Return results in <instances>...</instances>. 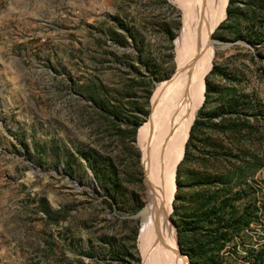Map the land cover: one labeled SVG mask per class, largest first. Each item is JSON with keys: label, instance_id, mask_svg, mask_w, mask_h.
<instances>
[{"label": "rangeland", "instance_id": "rangeland-1", "mask_svg": "<svg viewBox=\"0 0 264 264\" xmlns=\"http://www.w3.org/2000/svg\"><path fill=\"white\" fill-rule=\"evenodd\" d=\"M181 1L0 0V264L143 263L138 135L178 69ZM226 8L192 143L218 140L241 166L215 185L228 204L219 232L250 221L219 250L206 223L192 234L187 202L202 186L185 173L170 221L178 245L214 249L202 264H264V0Z\"/></svg>", "mask_w": 264, "mask_h": 264}, {"label": "bare ground", "instance_id": "bare-ground-1", "mask_svg": "<svg viewBox=\"0 0 264 264\" xmlns=\"http://www.w3.org/2000/svg\"><path fill=\"white\" fill-rule=\"evenodd\" d=\"M213 2L181 1L184 23L177 40L178 69L171 80L158 87L152 114L139 131L146 177L145 204L135 216L141 224L142 264H190L178 252L170 215L176 166L202 103L205 75L212 64L215 43L211 35L223 19L227 4V0L215 6Z\"/></svg>", "mask_w": 264, "mask_h": 264}, {"label": "trees", "instance_id": "trees-1", "mask_svg": "<svg viewBox=\"0 0 264 264\" xmlns=\"http://www.w3.org/2000/svg\"><path fill=\"white\" fill-rule=\"evenodd\" d=\"M231 3L232 0H228V6L226 8L228 16H230L229 5ZM208 91L209 89L207 85L206 92ZM205 101L206 100H204V103ZM201 114L202 113L199 111L189 130V136L185 144L183 157L176 166V192L174 199L183 201L186 199L185 196L180 195L181 189L184 186L187 187L188 185L187 182L182 181L181 174L185 173L187 176L190 175L191 177L198 178L194 184L197 186L201 185L202 188L200 190H196L187 202V205L190 206L189 211L191 212L193 219L186 223V229L194 234L197 232V230L202 228L199 223H206L207 228L205 229V232L208 233V237H211L212 241L215 242L217 239L219 240L220 246L217 248V250H219L222 248L225 241H228L231 238L233 233H238L241 231L244 226L246 227L248 225L250 220L247 221L246 218H238L236 220L229 219L226 224L221 225V227H224L225 231L219 232L220 222L224 220L223 214L221 213L223 212V208L227 207L228 204L226 198L220 197V192L217 188H215V185L218 183L225 184L230 182V180L235 176L240 177L241 171L239 168L241 166H237L234 162H231L228 152L222 150L221 147H223V145L218 140H213L209 137H203L199 140L201 144H208L211 146L212 150H201L192 143V140L194 139L193 133L196 126L200 127L203 125V120L200 117ZM189 147H192L197 152V154L191 155L189 152ZM190 156L192 161L198 165V169L195 172H190L187 170V168H185L187 162H190ZM93 171L95 175L98 176V170H94L93 168ZM253 209L256 210V207H253ZM245 217H248V214ZM193 243H197L196 238H193ZM206 243H208V241L198 243L196 248L192 247L190 249H185L182 243L179 242V247L182 252L187 253L188 259L192 264H202L208 253L214 251V249L211 247L207 248Z\"/></svg>", "mask_w": 264, "mask_h": 264}, {"label": "water", "instance_id": "water-1", "mask_svg": "<svg viewBox=\"0 0 264 264\" xmlns=\"http://www.w3.org/2000/svg\"><path fill=\"white\" fill-rule=\"evenodd\" d=\"M177 246H178V252H179V254L182 255V256H185V258L188 259V256H187L184 252L181 251V249H180L178 243H177ZM188 260H189V259H188ZM189 262H190V261H189ZM190 264H192V263L190 262Z\"/></svg>", "mask_w": 264, "mask_h": 264}]
</instances>
